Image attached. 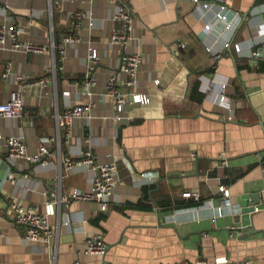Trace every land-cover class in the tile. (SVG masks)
I'll list each match as a JSON object with an SVG mask.
<instances>
[{"label": "crops", "instance_id": "0c3cea01", "mask_svg": "<svg viewBox=\"0 0 264 264\" xmlns=\"http://www.w3.org/2000/svg\"><path fill=\"white\" fill-rule=\"evenodd\" d=\"M0 2V26L14 23L19 42L40 48H0V103L16 91L24 110L21 119L0 117V133L22 136L28 155L41 145L53 153L9 167L0 150V264H50L54 244L24 239L11 200L57 228L55 264H264V61L249 59L264 40V0ZM221 6L227 29L214 23ZM119 8L132 24L124 48L108 41L121 26ZM51 33L56 43L73 38L54 65ZM90 49L97 51L91 117L75 120L70 135L59 129L58 143L48 141L57 135L55 111L87 103L75 83L84 78ZM124 49L141 56L138 91L150 103L129 109L131 122L117 126L108 119L114 106L103 88L108 75L121 76ZM85 151L94 163L117 166L105 212L94 201L48 202L58 184L62 194L89 189L91 165L65 166V158L80 161ZM139 173L146 176L133 180ZM93 234L107 244L101 258L83 254Z\"/></svg>", "mask_w": 264, "mask_h": 264}, {"label": "built area", "instance_id": "2783aa9c", "mask_svg": "<svg viewBox=\"0 0 264 264\" xmlns=\"http://www.w3.org/2000/svg\"><path fill=\"white\" fill-rule=\"evenodd\" d=\"M7 7V6H5ZM207 7V5H204ZM214 23L221 24L222 29H227L229 26V19L227 11L223 6L214 14ZM115 18L121 22L120 28L111 29L108 35L109 44L112 46L125 47L127 41L131 39L130 34L132 30L131 19L126 10L119 8L115 14ZM206 31H210L211 25H204ZM51 27L50 30L51 31ZM73 38L71 36H62L59 42H55L52 33L50 39V49L53 56V65L56 60L61 58L65 53V47L68 43L72 42ZM224 47H228L227 43H224ZM0 48L7 49H23V50H39L30 43H21L18 40L16 26L13 24L9 25L7 28L0 26ZM238 51L239 48L236 47ZM125 51V52H124ZM120 61H121V76L108 75L103 88V95L109 98L113 102L114 110L108 119L117 126L127 125L131 122V116L128 110L125 109L127 105H132L133 103H138V105H145L150 103V97L147 94L138 91L137 82V72L141 64V56L135 51H129L124 49ZM206 51H210L206 48ZM97 51L95 49H90L88 52V66L84 78L81 82H76L75 86L79 89L80 93L85 97L90 95V88L94 84V81L89 77L90 70H92L96 63ZM218 58L217 54H213V61ZM249 59L253 62L259 60L264 61V40L259 44L253 46L250 51ZM11 64H7L4 76L10 71ZM155 83L158 80H154ZM42 80H33L22 86V91H25L28 86L41 84ZM68 92L65 91L64 95ZM131 98L128 100V98ZM221 96L220 99H223ZM87 103L84 104H72L66 106L61 112L55 111L54 119L56 124L57 135L56 137L51 136L48 141L59 142L58 132L59 129L64 128L67 131V135L72 133V128L75 120L79 118H90L92 110L95 107V103L86 98ZM0 117H8L12 119H21L24 117V110L22 101L19 98V93L16 91H11L6 99L0 103ZM44 139V141H47ZM0 150L4 156V160L9 165V167L18 166L19 161H24L26 163H40L42 158L45 159L53 155L48 149L41 145L38 149L32 153L27 154L26 146L24 144L22 136L15 135H4L0 133ZM59 154V151L57 150ZM82 159L80 161L71 160L70 158H65L66 168H70L72 165H78L81 162L91 165L94 175L91 178L90 187L87 190L78 191L73 190L67 194H62L60 184L57 188L50 193L49 203H56L58 205L67 203L71 199L84 200V201H94L99 210L105 212L109 209V203L111 202V196L118 183V170L114 162L107 161L103 163H94L90 152L85 151L82 153ZM220 165L222 167L226 166L224 160L221 161ZM146 173H139L133 180L138 177H145ZM7 179L13 181V173L8 169ZM28 190V189H27ZM219 192L223 197L228 196V190L226 185L218 186ZM9 209L12 212L14 221L24 227V239L29 242H40L44 245H51V241L54 240L52 253L50 254V264H55L56 257V243L58 237V231L52 229L48 224L45 215L37 212L35 209L24 208L20 205L18 201H10ZM76 222V219H72L70 224ZM107 249V244L104 242L101 234H93L85 239L83 254L97 256L99 258L103 257ZM69 264H80L78 259L72 260ZM192 264H205L202 260H195ZM231 264H251L250 262H237Z\"/></svg>", "mask_w": 264, "mask_h": 264}, {"label": "water", "instance_id": "95a60500", "mask_svg": "<svg viewBox=\"0 0 264 264\" xmlns=\"http://www.w3.org/2000/svg\"><path fill=\"white\" fill-rule=\"evenodd\" d=\"M0 4H1V2H0ZM131 98L129 97L128 98V100H130ZM138 105V103H133L132 105H127L126 107H125V109L126 110H129V109H131L132 107H134V106H137Z\"/></svg>", "mask_w": 264, "mask_h": 264}, {"label": "trees", "instance_id": "16d2710c", "mask_svg": "<svg viewBox=\"0 0 264 264\" xmlns=\"http://www.w3.org/2000/svg\"><path fill=\"white\" fill-rule=\"evenodd\" d=\"M57 63V62H56Z\"/></svg>", "mask_w": 264, "mask_h": 264}]
</instances>
